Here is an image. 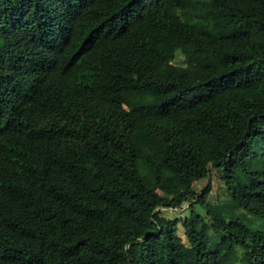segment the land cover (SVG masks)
Segmentation results:
<instances>
[{
	"label": "trees",
	"instance_id": "1",
	"mask_svg": "<svg viewBox=\"0 0 264 264\" xmlns=\"http://www.w3.org/2000/svg\"><path fill=\"white\" fill-rule=\"evenodd\" d=\"M0 264H264V0H0Z\"/></svg>",
	"mask_w": 264,
	"mask_h": 264
},
{
	"label": "rangeland",
	"instance_id": "2",
	"mask_svg": "<svg viewBox=\"0 0 264 264\" xmlns=\"http://www.w3.org/2000/svg\"><path fill=\"white\" fill-rule=\"evenodd\" d=\"M185 57L184 54L180 51L176 52L174 55V60L172 61L173 65L176 66H185ZM210 183L211 186V190L210 193L207 196V202L211 205V206H220L223 204L226 205L227 203H225V198H226V194H225V190H224V186L223 184L220 182V174L218 170L213 169L212 167H210L209 170V175L207 178L198 181L194 184V191L196 193H201L203 191V189L206 187V185ZM185 209H182L181 211H163V214L166 218L174 220L175 218H177L180 215H183V213L185 212Z\"/></svg>",
	"mask_w": 264,
	"mask_h": 264
}]
</instances>
